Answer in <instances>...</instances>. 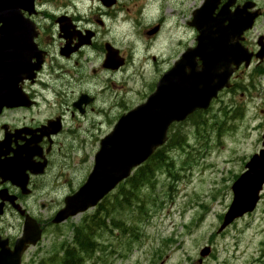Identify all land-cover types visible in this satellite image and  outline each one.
<instances>
[{
    "label": "rangeland",
    "instance_id": "1",
    "mask_svg": "<svg viewBox=\"0 0 264 264\" xmlns=\"http://www.w3.org/2000/svg\"><path fill=\"white\" fill-rule=\"evenodd\" d=\"M171 1L173 0H161V3L168 4ZM193 3L194 0H186L187 11L195 5ZM263 80L259 86L260 90L253 91L244 100L239 95L232 98L231 94H224L223 100L226 103L234 99L236 104H243L250 98V102L246 104L244 119L227 123L225 125L227 131L220 137L210 130L204 138H202L203 131L198 135L201 140L189 136L191 146L188 152L193 155L197 163L187 169L188 176L184 175L185 179L178 182L173 197L165 198L162 209L148 224L143 225L145 228V231L141 232L143 242L137 245L136 249L133 248L134 251L128 258L119 256L110 258L106 253H100L97 255L100 257L99 264H152L156 250L163 246L169 236L174 240L172 243L167 242L168 246L164 247L163 257L155 264H198L200 249L210 244L211 240H213L215 254L206 264H224L227 250L230 251L228 256L232 258L231 264H244L259 256L264 243V200L253 215L238 220L226 233L218 235L217 230L220 226L219 214L225 213L232 201L231 185L234 176L245 169L244 160L246 158L249 160L251 155L261 148L259 140L264 131L262 113L264 105L261 100ZM9 117L11 114L4 119ZM233 124L235 125L231 128ZM184 158L185 156L181 155L177 158L176 170L182 168ZM82 160L83 155L76 154L72 164L73 169H67L76 183H79L87 170L91 169V164L83 166ZM162 189L163 187L158 191ZM188 193L190 195L186 198ZM160 196L161 199L164 198L163 193H160ZM186 199H191L190 207L186 205ZM212 199L214 202L208 207L206 213L205 210H201L202 207H198L200 203L209 202ZM199 212H203L205 216L203 222H199L201 219L198 216ZM194 216L192 221L194 225L186 226V224L189 226L192 224L191 220ZM80 218L82 216L78 215L63 227L58 228L57 234L62 236L60 240L72 237L69 226L71 223L78 222ZM54 235L47 236L38 249L30 251L25 263L31 264L30 258L34 256V253L48 250ZM236 246L239 250L234 253ZM243 249L247 253L243 254Z\"/></svg>",
    "mask_w": 264,
    "mask_h": 264
},
{
    "label": "water",
    "instance_id": "2",
    "mask_svg": "<svg viewBox=\"0 0 264 264\" xmlns=\"http://www.w3.org/2000/svg\"><path fill=\"white\" fill-rule=\"evenodd\" d=\"M32 7L33 4H29L27 0H0V111L5 106L15 107L25 103L20 82L30 75L29 55L32 50L28 39L21 38L20 35L14 38L12 33L24 32L19 29L24 28L25 24L23 11ZM235 47H231L234 53L232 58H237V54L242 57L243 53H237ZM215 56L218 59L228 56L224 46L219 44ZM233 71L231 63H228L223 71L220 68H210L205 72H195L192 74V81H185L181 85L176 82L175 86H167L166 77L163 81L164 91L170 96L162 97V100L157 96L152 97L146 105L117 125L115 131L103 141L94 171L87 183L76 195L67 199V207L59 220L96 205L130 174L134 166L143 163L165 142L166 130L173 121L185 119L197 107H208L218 91L229 85ZM258 161V158L253 161L250 167L252 171L245 174L234 187L236 198L226 224L255 207V197L262 181L258 177L259 187L251 190H247L244 184L248 183L256 171L261 170L258 168ZM248 198L250 202L246 204L245 200ZM32 230L28 222L25 236L29 239ZM29 239L26 241H30ZM20 244L25 243L22 240ZM23 249L24 246L15 254V261L9 257H0V264H20Z\"/></svg>",
    "mask_w": 264,
    "mask_h": 264
},
{
    "label": "flooded vegetation",
    "instance_id": "3",
    "mask_svg": "<svg viewBox=\"0 0 264 264\" xmlns=\"http://www.w3.org/2000/svg\"><path fill=\"white\" fill-rule=\"evenodd\" d=\"M65 1L66 0H35L37 9L31 16L33 21L37 24L39 30L37 38H35V43L39 50L44 52L47 57L52 58L54 55H56V60L59 67V76L56 82L59 85L58 88L62 91L63 97H58L57 101H55V105L61 107V113L51 111L48 113L43 112V116L36 120L34 125H26L29 129L39 130L42 127L52 128V124L48 126L47 124L50 120L57 118H61L63 125H65L64 123L66 121L74 118L76 114H79L77 106L81 102V108L84 113L95 112L96 105L101 103L103 105H107V109L109 110L110 114H116L121 111V109L127 108L128 105L126 80L122 83V93H112L111 91L113 89H118V85L110 82L109 88L107 85L103 88V90H101L100 85H98L99 89L96 92V95L93 96L90 94L94 83L97 82L100 84L99 80L97 81L95 77L101 75L102 73L114 76L121 73L125 67H127V65H125L118 71H110L104 68L108 54V46H114L120 51L121 56L125 55L118 44L114 41H111L110 33L118 34V31L124 28L125 24L120 19L119 13L121 10H123V4H127V0H115L114 3H108L114 4L111 6L107 5L108 1L94 0L92 2L93 4L100 5V8L97 11L98 17L95 16L94 12L93 14H90V17L87 18H76L73 11L76 9L75 5L78 7V4L65 3ZM203 1L204 0H201L200 3ZM72 2L76 3V1ZM50 4L55 5L52 7ZM219 4H235L231 10H236L243 4H255V9L263 12L262 7L264 6V0H221ZM220 11L221 6L217 9L215 14ZM182 17L185 19V24L190 27L192 12L188 17H186V14L183 13ZM110 20L112 28L109 30L108 24L110 23ZM70 22H72L74 27L71 26ZM257 24L258 23H256L253 29L246 35V38L248 41H251L256 50H258V48L257 42L254 38V33L263 30V28L258 27ZM61 26L65 29L66 33L62 32ZM261 27L264 26L261 25ZM153 28L156 30V32L152 36H149L150 30ZM153 28L150 26L144 33V36L148 41L152 40V44H157L158 41L156 38L162 35L165 26L162 22H160L155 24ZM172 37L169 41V44H166L168 49L167 55L169 57L168 63H166L164 60L165 52H160L157 54L159 59L164 60L163 64L156 63L157 65L154 69V74L157 81L161 77L163 71L170 66L172 67L181 57L183 51L187 49L186 46H184L179 52H177ZM179 46H182V42H180ZM161 49L165 51L164 45ZM153 60L156 61V56H154ZM165 64H167V67L160 68V66ZM40 74L41 73H39L35 84L28 82L26 85L27 92L30 94L31 98L35 100V105L30 107L28 111L39 110V107L43 104H45L48 108H50L51 105L49 99L40 96L38 92H34L33 90L34 87H39L40 91L44 92L42 88H47L50 85V80H48V77L43 74L39 80ZM109 80L111 81L112 78ZM83 95L92 97L91 104L85 103ZM36 105L38 108H34ZM99 113H106V111H100ZM100 120L102 121V119ZM110 121L111 119L108 122ZM19 129V126L12 125L11 128L9 127V132L14 134ZM26 139V136L21 135L18 139H15V141L16 143H21L20 140L25 141ZM0 140L2 139L0 138ZM44 142V140H42V142L40 141L39 146L46 147V149L48 148L50 153L52 151V146H50L51 143L49 142L47 144ZM43 147L42 149H44ZM35 182L36 180H33V184H35ZM2 190H7L8 193L2 194ZM1 195L4 198H9L10 195H14L17 198V201L19 200L27 212L29 214H33L37 219H51L56 210V206L54 204L45 206L43 203H41V206L44 209L42 212H40L37 210V204L31 202L30 200L28 201V205L26 207L27 197L23 196L21 190L9 182L2 183L0 181V198ZM5 205V213L0 216V235L6 237L10 242V246L13 247L14 242L23 229L25 218L22 217L21 214L16 211L8 202ZM9 225L16 230V232L12 235L6 233V229L4 228Z\"/></svg>",
    "mask_w": 264,
    "mask_h": 264
},
{
    "label": "trees",
    "instance_id": "4",
    "mask_svg": "<svg viewBox=\"0 0 264 264\" xmlns=\"http://www.w3.org/2000/svg\"><path fill=\"white\" fill-rule=\"evenodd\" d=\"M163 164L160 158L154 157L145 166L140 167L134 175L125 183V189L120 190L116 195V199L123 198L120 201L125 210L129 212H137L142 218H147L151 207L157 204L154 200L155 174L159 164ZM143 192V195L141 193ZM143 198V199H141ZM108 199H105L98 208L97 214L86 216L85 223L74 231L75 242L78 249L68 248L66 251V261L64 264H85L83 262V253L89 255L99 244L96 242V236L100 231H104L107 227L106 220L98 218L105 211L108 205ZM97 215V216H96ZM130 230V228H129ZM134 234L131 231V235Z\"/></svg>",
    "mask_w": 264,
    "mask_h": 264
}]
</instances>
